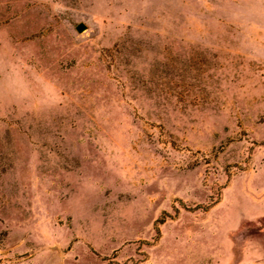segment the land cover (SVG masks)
<instances>
[{
    "label": "rangeland",
    "instance_id": "374dc122",
    "mask_svg": "<svg viewBox=\"0 0 264 264\" xmlns=\"http://www.w3.org/2000/svg\"><path fill=\"white\" fill-rule=\"evenodd\" d=\"M0 264H264V0H0Z\"/></svg>",
    "mask_w": 264,
    "mask_h": 264
},
{
    "label": "water",
    "instance_id": "95a60500",
    "mask_svg": "<svg viewBox=\"0 0 264 264\" xmlns=\"http://www.w3.org/2000/svg\"><path fill=\"white\" fill-rule=\"evenodd\" d=\"M86 28H87V25H86L85 23L81 22V23H79V24L77 25V28H76V29H77L79 32H82V31H84Z\"/></svg>",
    "mask_w": 264,
    "mask_h": 264
},
{
    "label": "trees",
    "instance_id": "16d2710c",
    "mask_svg": "<svg viewBox=\"0 0 264 264\" xmlns=\"http://www.w3.org/2000/svg\"><path fill=\"white\" fill-rule=\"evenodd\" d=\"M161 222H164V220H162ZM158 232H159V229H158Z\"/></svg>",
    "mask_w": 264,
    "mask_h": 264
}]
</instances>
